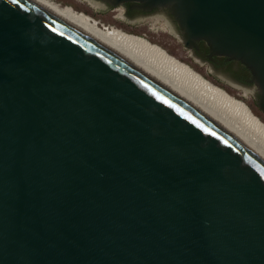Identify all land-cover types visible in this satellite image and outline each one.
<instances>
[{
	"label": "water",
	"instance_id": "obj_1",
	"mask_svg": "<svg viewBox=\"0 0 264 264\" xmlns=\"http://www.w3.org/2000/svg\"><path fill=\"white\" fill-rule=\"evenodd\" d=\"M133 1L169 10L179 51L243 63L253 86L209 74L264 115V0L90 5ZM0 264H264V163L35 1L0 0Z\"/></svg>",
	"mask_w": 264,
	"mask_h": 264
},
{
	"label": "bare ground",
	"instance_id": "obj_2",
	"mask_svg": "<svg viewBox=\"0 0 264 264\" xmlns=\"http://www.w3.org/2000/svg\"><path fill=\"white\" fill-rule=\"evenodd\" d=\"M63 21L122 57L158 84L213 120L264 163V146L228 112L236 111L264 136V122L242 100L212 84L188 64L144 37L104 28L88 14L55 0H33ZM217 101L221 104H214ZM222 107L225 109L223 110ZM227 109V110H226ZM228 109H230L228 111ZM234 117V116H233ZM243 126V125H242ZM257 133V134H259ZM262 141V140H261Z\"/></svg>",
	"mask_w": 264,
	"mask_h": 264
},
{
	"label": "rangeland",
	"instance_id": "obj_3",
	"mask_svg": "<svg viewBox=\"0 0 264 264\" xmlns=\"http://www.w3.org/2000/svg\"><path fill=\"white\" fill-rule=\"evenodd\" d=\"M63 5H70L74 9L84 12L98 21V24H103L108 27H115L123 30L129 34L137 35L146 38L152 43H155L165 49L169 54L173 55L180 61L188 64L191 68L201 74L205 79L212 84L224 89L237 99L244 101L252 112L257 115L264 122V115L259 114L254 103L251 92L227 83H224V77L210 75L212 70L209 63H196L195 56L192 54L191 49L178 50L177 43L173 34L172 27L167 25L163 19L159 17H148L141 20L129 21L122 17V8L112 12L106 11L107 5L105 3L90 5V0H55ZM101 26V25H100ZM214 104L221 107V104L214 101ZM223 110H225L222 107ZM227 110V109H226ZM230 109H228L229 111ZM233 120H235L245 130L250 132L259 142L264 146V136L262 133L254 128L236 111L231 110L228 112ZM234 116V117H233ZM243 125V126H242ZM243 128V129H244ZM259 133V134H257ZM262 140V141H261Z\"/></svg>",
	"mask_w": 264,
	"mask_h": 264
},
{
	"label": "flooded vegetation",
	"instance_id": "obj_4",
	"mask_svg": "<svg viewBox=\"0 0 264 264\" xmlns=\"http://www.w3.org/2000/svg\"><path fill=\"white\" fill-rule=\"evenodd\" d=\"M104 3V2H103ZM106 5L110 6L109 4L105 3ZM140 4L138 2H126L121 4L123 15L128 20H141L148 17H159L163 19L169 25L172 27V23L177 27L178 24L175 21L172 14L169 12V10L165 7H159V8H152L149 10H145L139 6ZM115 6H112V8ZM192 54L200 59L205 60L215 68H224L230 70V68H236V77L235 80L242 85L245 86H253L254 83L250 82L251 79V72L249 69L240 61L238 60H231L228 59L226 56L222 55H211L209 47L203 40H197L195 42V45H193L191 48Z\"/></svg>",
	"mask_w": 264,
	"mask_h": 264
},
{
	"label": "built area",
	"instance_id": "obj_5",
	"mask_svg": "<svg viewBox=\"0 0 264 264\" xmlns=\"http://www.w3.org/2000/svg\"><path fill=\"white\" fill-rule=\"evenodd\" d=\"M98 22V21H97ZM102 27L107 28L108 26H104L103 24H100Z\"/></svg>",
	"mask_w": 264,
	"mask_h": 264
}]
</instances>
